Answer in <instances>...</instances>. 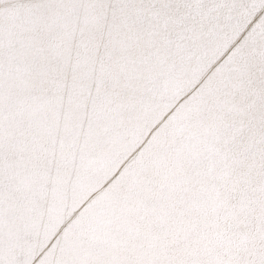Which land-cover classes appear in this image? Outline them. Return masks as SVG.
Returning a JSON list of instances; mask_svg holds the SVG:
<instances>
[{
	"label": "snow or ice",
	"instance_id": "1",
	"mask_svg": "<svg viewBox=\"0 0 264 264\" xmlns=\"http://www.w3.org/2000/svg\"><path fill=\"white\" fill-rule=\"evenodd\" d=\"M0 264H264V0H0Z\"/></svg>",
	"mask_w": 264,
	"mask_h": 264
}]
</instances>
